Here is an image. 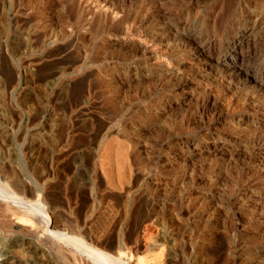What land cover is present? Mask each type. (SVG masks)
Here are the masks:
<instances>
[{
    "label": "rangeland",
    "instance_id": "obj_1",
    "mask_svg": "<svg viewBox=\"0 0 264 264\" xmlns=\"http://www.w3.org/2000/svg\"><path fill=\"white\" fill-rule=\"evenodd\" d=\"M0 192V256L264 264V0H0Z\"/></svg>",
    "mask_w": 264,
    "mask_h": 264
},
{
    "label": "bare ground",
    "instance_id": "obj_2",
    "mask_svg": "<svg viewBox=\"0 0 264 264\" xmlns=\"http://www.w3.org/2000/svg\"><path fill=\"white\" fill-rule=\"evenodd\" d=\"M45 116L46 113L43 112V117ZM2 192L4 194V191ZM32 197L34 201L28 200V202H24V200H20L14 196L7 197V201L10 205V207H8L12 211V215L15 218L14 220L18 222L19 226H22L23 223L30 224L32 227H38V225L41 223L40 219L35 216V211H42L40 209L41 204L38 202L36 195L33 194ZM44 217L45 221L47 222L46 226H49V218L47 217L46 219V215H44ZM17 235L20 236L18 238L16 237L17 239L15 243L10 246V249L12 250H7L8 253L6 255L0 256V258H2L0 260V264H76V258L79 255L82 256L81 254L87 255V257L91 260V263L86 261L87 264H119V260L115 257L102 252L99 249L85 245L84 242L74 236H62V234H57V238L56 234L52 231L50 234H45L44 238L27 236L26 234L23 236L21 234ZM66 246H70L72 249H67ZM21 248L29 253L33 260L30 262H23L18 259L15 254V249L19 250ZM69 253L73 257L70 256ZM74 257L76 261L74 260ZM41 258H44V260H40Z\"/></svg>",
    "mask_w": 264,
    "mask_h": 264
}]
</instances>
